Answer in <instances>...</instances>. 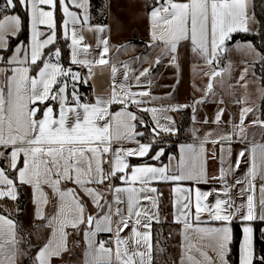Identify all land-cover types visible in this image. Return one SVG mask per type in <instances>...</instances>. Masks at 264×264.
<instances>
[{"label":"snow or ice","instance_id":"obj_1","mask_svg":"<svg viewBox=\"0 0 264 264\" xmlns=\"http://www.w3.org/2000/svg\"><path fill=\"white\" fill-rule=\"evenodd\" d=\"M250 5L251 0H152L149 46L159 45L164 57L177 68L182 43L208 66H218L222 58H227L234 34L255 33L264 40V19L257 20ZM73 8L82 10V15ZM58 10L63 14L59 24ZM61 30L64 40L70 41V64L86 68V76L63 65L62 50L57 45ZM85 30L99 36L95 56L91 53L93 46L85 43ZM106 31V26L91 24L89 0H0V199L15 201L24 188L32 189L36 218L44 221L41 228L50 230L32 264L62 261L72 250L68 242L72 232L68 229L82 235L84 264H155L154 253L165 254L166 247L153 237V223L159 224L160 218L159 194L152 183L207 184L211 180L222 184V198L215 190L173 189L182 194L174 200V207H179L173 219L182 226L180 264H231L233 220L242 229L239 264H264V254L257 250L256 227L264 223V144L252 143L238 153L235 163L230 162L233 136L246 139L244 121L252 108L241 110L240 122L233 124L231 131L212 139L213 133L208 132L202 138L196 136L199 144L182 145L179 157H169L167 165H133L129 159L151 152L150 159L160 161L165 150L154 149L163 144L161 133L179 132L168 113L188 107L195 112L196 105L205 103L210 93L214 95L212 82L216 77L225 73L231 77V62L226 68L204 73L210 82L204 97L192 105L145 107L158 99L151 96V80L146 90L142 80L148 76L152 62L138 74L132 73L129 62L117 67L108 56L109 41L103 35ZM24 33L28 35L22 40ZM236 50L254 58L246 62L238 78L247 87L249 67L264 65V49L249 42L237 45ZM154 63L160 64L161 58ZM98 66L110 72L109 90L88 102L80 87L89 84ZM134 87L141 90L133 91ZM113 105L122 107L113 111ZM133 105L139 112L151 114L154 127L149 130L143 118L129 110ZM224 111H217L213 123H221ZM251 123L264 128L259 118ZM139 125L150 131L148 143L138 139L145 136V132L137 131ZM196 131L193 129L194 135ZM208 143L220 145L218 176L208 175ZM211 158L216 159L215 152ZM241 162L248 165L247 171L230 183L228 177L239 170ZM70 184L75 187H68ZM233 188L237 189L239 204L231 195ZM210 196L216 197L214 203H204ZM84 197L91 201L94 214L88 211ZM52 201L55 210L46 215L44 208ZM203 213H207L208 221L201 219ZM211 221L219 222V226H200ZM102 233L109 238L97 239ZM259 236L264 237V229H259ZM22 240L18 239L16 222L0 215V264H18L28 251L20 247Z\"/></svg>","mask_w":264,"mask_h":264},{"label":"crops","instance_id":"obj_2","mask_svg":"<svg viewBox=\"0 0 264 264\" xmlns=\"http://www.w3.org/2000/svg\"><path fill=\"white\" fill-rule=\"evenodd\" d=\"M152 3V0H108V23L107 24H94L93 23V14L91 11V0H89V16L90 22L92 25H103L106 26L108 31L103 35L109 41L110 52L108 56L112 58V61L116 62L117 67L122 68L123 62H129L130 68L132 73L138 74L140 70L143 68L149 67V61H151L150 72L147 77H143L142 80L145 82V90L147 89V81L151 80V96L157 97L158 99L152 100L151 103L145 105V107H168L170 105H192L193 101H198L205 95V91L207 89V82L209 80V76L205 75L204 73L211 72L213 68L223 69L226 68L227 65L223 64V58L221 59L219 65H212L208 66L201 58L196 56L190 50L189 46L186 43H182L179 47V55L177 59V63L179 64V68L176 67L175 63L164 57L161 47L159 45L150 47L149 45L152 44L150 40L149 30H150V20L148 17V12L150 10L149 6ZM74 11L80 12L82 15V10L72 9ZM250 11L253 12L256 19H258L254 0H251ZM260 27L259 25L256 26V31L259 32ZM237 34H245V33H236ZM248 34H255V33H248ZM85 43L91 44L93 47L91 49V53L93 56L97 54L99 49L95 47L98 42L99 36L93 32H88L85 30ZM233 35V36H234ZM70 43V41H68ZM253 43L249 40H235L229 44V46H237L243 45L245 43ZM254 44V43H253ZM124 46H128L127 50H125ZM47 51V50H46ZM70 51V49H69ZM143 59H137V58ZM157 57L161 58L160 64H155L154 61ZM253 56L244 52V54L240 55L236 60H233L234 69L240 70V75L243 72V69L246 65V62H252ZM256 65V64H255ZM255 65L249 67L248 73L245 77L247 79L250 77L252 78V71L255 72ZM75 66V65H73ZM77 67V66H76ZM73 69V68H72ZM74 71H80L82 75H87L86 68H78L73 69ZM95 76L92 77L89 81L88 85H83L80 87V92L86 98L88 102H94V99L98 95H106L109 90L110 85V72L106 70V68H102L100 66L94 69ZM130 73V77L131 74ZM226 74V73H225ZM200 76H202V81ZM235 76V75H234ZM240 77V76H239ZM238 77V78H239ZM0 79H3L0 77ZM117 79H120V75L117 74ZM223 80V79H221ZM236 80L239 82V79H235L231 77L229 79V86H232L233 89L236 88L237 83ZM261 82V79H260ZM220 83V82H219ZM217 77L216 80L213 81V89L217 87ZM232 84V85H231ZM220 93L224 91L220 86ZM141 89L133 88V91H138ZM90 93V97H88L87 93ZM226 95L228 92H225ZM223 94V93H222ZM263 95L262 93H259ZM264 98V97H263ZM262 98V99H263ZM148 100V97L144 98ZM189 99L190 102H189ZM260 104L262 105V100ZM208 100L205 102L207 103ZM201 104L195 106V112L193 109L189 108L191 113V124L187 128L186 132V139L178 142L174 148L170 150H165V155L161 157L160 161L150 159L149 162H146L151 165L161 166L167 165L169 163V157L176 156L179 157L180 154V147L186 144H199V140L196 139V136L203 137L206 133L212 132L213 137L210 139L215 138L222 132H229L232 130L233 124H239L240 122V114L239 112L237 115L232 113V115L225 116L223 115L221 119V123L218 125L213 123L214 117L219 109H202L200 107ZM121 105H113L112 110L117 111L121 108ZM188 108H184L179 112H169L168 115H171L176 122V127H178L177 121L181 118L182 114L188 110ZM262 117L259 116V120L264 121V108L260 107ZM130 111L137 112V108L133 105ZM139 112V111H138ZM149 117L152 120L151 114ZM138 115V114H137ZM195 116V120L193 117ZM205 119L208 120V123H202ZM253 118L246 115V119L244 121L245 124V140H241L238 136H233V141L231 143V157L230 162L235 163L238 157V153L241 150H244L252 143H260L264 144V128L260 126V124H252ZM153 122V120H152ZM162 123H166V121H162ZM154 124V122H153ZM193 129H196V135L193 134ZM137 131H142L137 128ZM144 132V131H143ZM177 135V134H176ZM176 135H168L165 133H161L159 140H163L165 136H176ZM142 143H148L149 139H142V137L138 138ZM163 145V144H162ZM162 145H157L154 151H158L159 147ZM127 147L135 148V144H127ZM206 149L208 150L209 160H208V175L209 177L218 176L219 169H220V145L219 144H212L208 143L205 145ZM164 148V147H163ZM212 152H215L216 159L211 158ZM152 155L150 152L148 156L145 157H132L129 158L130 162L132 163V159H144L149 158ZM247 157V153H246ZM133 164V163H132ZM143 164V163H141ZM133 165H140V164H133ZM226 166V165H225ZM107 167V166H105ZM248 169V165L241 162L239 170L235 171L230 177H228L229 182L231 183L233 180L237 178H242L245 172ZM118 183V181L116 182ZM152 187L157 188L159 194V218L160 223H165L167 225V230L169 232L170 237V247H171V258L173 259V264H180V259L182 256V235L181 230L182 226L173 222L174 214L179 207L176 205L174 207V200L177 196L182 195L181 193H174L173 189L176 186H180L182 188H191L196 189L199 188L201 191H212L215 190L218 194H220L221 198L223 197V186L218 180H211L210 183H194L192 181H179V182H163L157 181L153 182ZM68 187H75L74 185H68ZM240 187L239 185L237 188ZM103 190V189H102ZM23 191L25 192L26 196V204L24 211L21 215V220L24 224L25 231L27 237L30 242V247H36L37 249L42 246L49 238L50 230L43 229L40 226L44 224L43 220H38L36 218L37 206L33 201V192L30 188H24ZM51 196L50 190L46 189ZM150 195H156L149 193ZM83 196V193H81ZM232 197L236 200L239 204L241 203L240 198L237 195V189L233 188L231 191ZM20 196V194H19ZM19 196L18 199L13 201L7 197L0 199V215H4L10 219H13L16 224L17 221L15 216L19 214L21 211L20 203H19ZM257 196H259V192L257 191ZM194 197V193H193ZM215 196L208 197V200L204 203H214ZM85 202L88 207V211L95 213V208L93 207L90 200L87 197H84ZM145 204L148 202L145 201ZM55 210V201L49 203L45 208V214H51ZM195 211L194 209L192 210ZM201 219L203 221H208L207 213H203L201 215ZM237 222L233 220L232 227L234 223ZM153 223V237L154 235V225ZM200 226H219V222L211 221L209 223L201 224ZM264 229V223H263ZM69 232H72V235L69 237V247L72 249L71 251L64 254L62 261H55L54 264H84L85 260V245L82 239V235L78 232L73 231L72 229H68ZM17 233L18 239L21 238L18 232V225H17ZM234 234V233H233ZM109 238V234L102 233L100 234L97 239L105 240ZM155 241V240H154ZM21 247V245H20ZM22 248V247H21ZM36 249V251H37ZM36 253V252H35ZM195 254V253H194ZM155 255V253H154ZM198 255V254H196ZM28 256V251L26 255H23L18 260V264H23L24 259ZM159 256L164 259L163 254L158 255V262ZM156 257V255H155ZM160 264V263H159Z\"/></svg>","mask_w":264,"mask_h":264},{"label":"trees","instance_id":"obj_3","mask_svg":"<svg viewBox=\"0 0 264 264\" xmlns=\"http://www.w3.org/2000/svg\"><path fill=\"white\" fill-rule=\"evenodd\" d=\"M254 6H255V12L259 20L264 19V0H254ZM91 11L93 14V23L94 24H107L108 23V0H91ZM23 15V13H21ZM63 18V14L61 11H57V21L58 24ZM260 31V30H259ZM28 35L27 33H24L21 35V39L23 40L25 36ZM235 40H249L253 42L258 49H264V40L260 38V36L256 34H237L233 36V41ZM57 45L61 48L62 50V63L65 67H71L73 69H78V67L73 66L70 64L69 60V42L64 40L63 35H62V30L58 32V40H57ZM255 73L259 78H264V65L261 64H256L255 65ZM261 83L264 86V79H261ZM82 87V86H81ZM262 107L264 108V98L262 101ZM138 116L143 118V120L148 124L149 130L151 127H154V124L149 117L148 113L144 112H138ZM178 127H179V132L176 136H172V141H173V148L175 145L186 139V132L187 128L191 124V113L189 110L185 111L181 118L177 121ZM139 130H142L145 132V136L142 137V139H150V131L146 130L143 125L138 126ZM150 161L149 158H144V159H132L133 164H141V163H146ZM19 203H20V209L21 211L19 212L18 215L15 216V219L17 221L18 225V232L21 237H23L21 247L23 249L28 250V256L24 259L23 264H32V257L35 255L36 252V247H30V242L27 237L26 231L24 224L21 220V215L24 211L25 204H26V196L25 192L22 190L20 192L19 196ZM256 227L258 229L257 231V236L259 237L257 240V250L260 254H264V237L259 236V229H263V223H257ZM233 235H234V243L232 245L233 251L231 254V264H239V241L241 238V225L238 222H235L233 225ZM154 235L155 241H158L159 244L163 247H166V253L163 254L164 259L167 261V264H173V259L171 258V247H170V237H169V232L167 230V225L165 223L161 224H155L154 225ZM156 259H155V264H159L158 262V255L156 254Z\"/></svg>","mask_w":264,"mask_h":264},{"label":"rangeland","instance_id":"obj_4","mask_svg":"<svg viewBox=\"0 0 264 264\" xmlns=\"http://www.w3.org/2000/svg\"><path fill=\"white\" fill-rule=\"evenodd\" d=\"M230 50L229 52L226 54V59L223 58L222 63L226 64L228 66L229 62H231V77L238 79V77L240 76V70H236L234 69V65H233V60L237 59L240 55L244 54V52L238 51L236 50V46H229ZM253 73H255L254 71H252L250 74H252V78L250 79V77H248L247 79H245L248 83H247V87H243L242 85L244 84V81H237L235 83L236 88L233 89L232 86H229V76L226 74H224L222 77H217V87L215 89H213L214 91V95L213 94H209L208 95V102L207 103H203L201 104L200 107H202V109H210L213 108L214 109H220L223 108L224 111V115L228 116V115H232V113H235L236 115L241 112V110L244 107H250L253 109V112L248 113L249 116L251 118H253V120H256L257 118L262 117V112L260 107H262V105L260 104L261 99L264 97L263 95H260L259 93L263 91L264 94V86L262 85V83L260 82V78L259 76H257V74L255 73V75H253ZM235 75V76H234ZM201 81H202V76H200ZM221 79H223V83H221ZM220 82V83H219ZM209 84V80L207 82V86ZM232 85V84H231ZM222 87V89L224 91H222V93H220V88ZM225 92H228L227 95ZM220 99L224 100L223 104L218 103V101ZM191 99H189L190 102ZM263 100V99H262ZM191 101H195V100H191ZM237 101H241L240 103H237ZM191 108V107H190ZM193 109V108H191ZM189 110V108H188ZM232 112V113H231ZM257 114L259 116H257ZM259 118V119H260ZM163 145L162 147H164V149L166 150H170L173 148V141H172V136H165L163 137ZM165 259H163L162 257L159 256V263L160 264H165Z\"/></svg>","mask_w":264,"mask_h":264},{"label":"built area","instance_id":"obj_5","mask_svg":"<svg viewBox=\"0 0 264 264\" xmlns=\"http://www.w3.org/2000/svg\"><path fill=\"white\" fill-rule=\"evenodd\" d=\"M87 95H88V97H90V93L89 92L87 93Z\"/></svg>","mask_w":264,"mask_h":264},{"label":"water","instance_id":"obj_6","mask_svg":"<svg viewBox=\"0 0 264 264\" xmlns=\"http://www.w3.org/2000/svg\"><path fill=\"white\" fill-rule=\"evenodd\" d=\"M231 42H233V40H232ZM231 42H229V44H230ZM218 70H219V69H218ZM209 82H210V79H209ZM212 83H213V82H212Z\"/></svg>","mask_w":264,"mask_h":264}]
</instances>
